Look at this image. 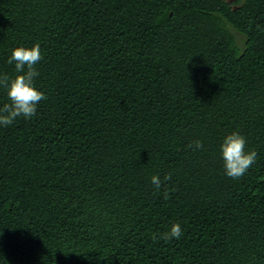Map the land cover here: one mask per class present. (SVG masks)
<instances>
[{
	"label": "trees",
	"instance_id": "16d2710c",
	"mask_svg": "<svg viewBox=\"0 0 264 264\" xmlns=\"http://www.w3.org/2000/svg\"><path fill=\"white\" fill-rule=\"evenodd\" d=\"M35 44L47 99L0 126V264H264V0H0V75Z\"/></svg>",
	"mask_w": 264,
	"mask_h": 264
},
{
	"label": "clouds",
	"instance_id": "9594fccd",
	"mask_svg": "<svg viewBox=\"0 0 264 264\" xmlns=\"http://www.w3.org/2000/svg\"><path fill=\"white\" fill-rule=\"evenodd\" d=\"M43 59L39 44L31 48L17 47L12 50L8 59L14 64L16 75H0V88L6 90L8 102L0 107V126L8 127L17 118L31 119L37 111L38 104L47 99L45 94L38 91L34 79L39 75L36 65ZM246 139L238 132L228 134L220 145V154L223 161L225 175L231 179L239 180L249 168L257 161L255 150L246 151ZM193 150H201L204 145L200 140L188 145ZM171 180V174H166L163 181L159 175L151 177V183L157 192L160 191L164 181ZM163 198L170 199L168 191H164ZM183 235L180 223L171 225L170 230L160 237L165 241L179 240ZM155 238V235H154Z\"/></svg>",
	"mask_w": 264,
	"mask_h": 264
},
{
	"label": "rangeland",
	"instance_id": "374dc122",
	"mask_svg": "<svg viewBox=\"0 0 264 264\" xmlns=\"http://www.w3.org/2000/svg\"><path fill=\"white\" fill-rule=\"evenodd\" d=\"M226 1H232V0H226ZM231 32L232 34L234 35L235 37V40H236V44L237 46L242 49V46H243V36L236 33L235 31H233V29H231Z\"/></svg>",
	"mask_w": 264,
	"mask_h": 264
}]
</instances>
